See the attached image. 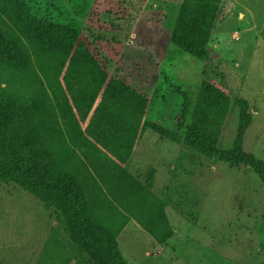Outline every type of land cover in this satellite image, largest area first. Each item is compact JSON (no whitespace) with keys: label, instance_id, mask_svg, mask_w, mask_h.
Instances as JSON below:
<instances>
[{"label":"rangeland","instance_id":"obj_1","mask_svg":"<svg viewBox=\"0 0 264 264\" xmlns=\"http://www.w3.org/2000/svg\"><path fill=\"white\" fill-rule=\"evenodd\" d=\"M183 1L0 0V32L24 48L2 81L15 92L14 128L70 146L71 169L97 212L114 227L128 220L117 236L128 264H264L261 177L186 140L208 81L227 98L218 147H233L243 101L252 115L244 149L264 160V0H222L204 58L171 40ZM35 23L76 29L106 84L92 85L76 46L61 72H50L55 60ZM110 77L119 86L109 87ZM151 209L174 230L166 244L137 220ZM83 254L54 208L0 183V264H92Z\"/></svg>","mask_w":264,"mask_h":264},{"label":"trees","instance_id":"obj_2","mask_svg":"<svg viewBox=\"0 0 264 264\" xmlns=\"http://www.w3.org/2000/svg\"><path fill=\"white\" fill-rule=\"evenodd\" d=\"M221 1L184 0L171 33L172 42L194 56L206 57L209 30L215 22ZM32 29L37 39L50 46L47 54H50L51 62L55 60L51 63L50 72L52 68L57 69V73L61 72L69 49L76 46V54L82 55L93 74L92 85L99 88L106 84L108 74L105 67L92 54L87 51L83 53L76 29L54 23L45 26L35 23ZM23 49L17 38L0 32V183L15 182L36 195L47 207L54 208L73 245L92 264H128L117 239L128 220L114 227L111 219L104 214L102 218L97 212L86 187L71 169L70 146L65 143L62 144L66 147L60 146L61 143L52 136L18 133L14 128L17 110L11 95L15 92L10 86L3 85L2 81L7 76L5 70L19 68ZM113 78L109 79V87L119 86L118 79ZM121 94L125 95V90ZM226 101L225 94L219 88L208 81L203 82L192 122L187 126L186 140L206 156L219 157L231 164L249 165L264 182V160L246 151L243 146L245 132L252 122L247 103L241 102L242 114L233 147L226 150L218 147V132L226 111ZM187 106L188 101H185L184 108ZM154 203L157 206L163 202L155 197ZM139 205L144 207L145 203ZM152 209L143 217L136 215L137 220L160 244H166L174 230L164 214L161 220L165 222L160 227L161 221H158Z\"/></svg>","mask_w":264,"mask_h":264}]
</instances>
